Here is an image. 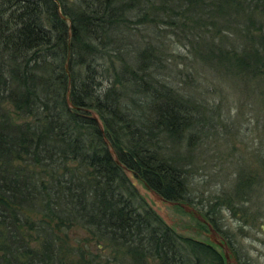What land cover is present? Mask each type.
Listing matches in <instances>:
<instances>
[{
    "label": "trees",
    "instance_id": "1",
    "mask_svg": "<svg viewBox=\"0 0 264 264\" xmlns=\"http://www.w3.org/2000/svg\"><path fill=\"white\" fill-rule=\"evenodd\" d=\"M164 28L235 35L201 63L245 90L258 81L264 106V0H0V264H91L85 243L66 260L76 229L132 264L177 251L182 264H225L165 225L127 176L190 203L167 149L200 121L162 77Z\"/></svg>",
    "mask_w": 264,
    "mask_h": 264
},
{
    "label": "rangeland",
    "instance_id": "2",
    "mask_svg": "<svg viewBox=\"0 0 264 264\" xmlns=\"http://www.w3.org/2000/svg\"><path fill=\"white\" fill-rule=\"evenodd\" d=\"M163 31L168 59L163 65L168 66L162 77L191 101L200 121L196 131L187 132L167 149L184 170L190 203L165 202L130 172L127 176L146 204L178 235L210 244L208 231L199 221L201 213L210 208L231 243L228 246L236 261L264 264V106L258 81H249V90H245L224 68L216 66L215 60L201 63L210 44L215 51L226 49L230 45V41L226 44V35L231 40L235 35L224 31L223 38L202 39L194 35L186 39L179 29ZM245 178L251 179L249 186L234 191L237 181ZM70 234L71 247L65 253L68 261L76 258V247L85 243L92 249V255L86 251L91 264H107L106 260L108 264H132L128 256L109 253L105 243H89L81 230ZM216 251L223 255L217 247Z\"/></svg>",
    "mask_w": 264,
    "mask_h": 264
},
{
    "label": "flooded vegetation",
    "instance_id": "3",
    "mask_svg": "<svg viewBox=\"0 0 264 264\" xmlns=\"http://www.w3.org/2000/svg\"><path fill=\"white\" fill-rule=\"evenodd\" d=\"M178 205V204H176ZM192 212H194V209H191ZM200 212V211H199ZM202 212V211H201ZM196 213V212H195ZM202 218L199 220L201 225L204 226V228L208 231V239L210 244H205L208 247L212 248L216 251V247L223 251V256L225 257L226 254L228 255V259L226 260L225 257V264H239V262L236 261L234 258V255L229 249V246L231 243L229 240H226V236L224 235L223 230L217 225V222L215 221V218L213 215H211L209 212H202ZM203 215H206L204 218ZM86 248V247H85ZM87 249V248H86ZM89 250H92L90 247H88ZM217 252V251H216ZM181 251H177L174 258L170 257L169 264H182V257H181ZM145 264H158L157 260L148 258L146 260Z\"/></svg>",
    "mask_w": 264,
    "mask_h": 264
},
{
    "label": "water",
    "instance_id": "4",
    "mask_svg": "<svg viewBox=\"0 0 264 264\" xmlns=\"http://www.w3.org/2000/svg\"><path fill=\"white\" fill-rule=\"evenodd\" d=\"M94 116V115H93ZM94 118L98 121V119H97V117L96 116H94ZM100 127H101V130H102V126L100 125ZM161 200H163L162 198H160ZM226 260L228 259V255L226 254Z\"/></svg>",
    "mask_w": 264,
    "mask_h": 264
}]
</instances>
